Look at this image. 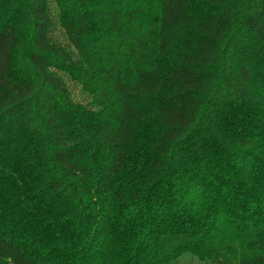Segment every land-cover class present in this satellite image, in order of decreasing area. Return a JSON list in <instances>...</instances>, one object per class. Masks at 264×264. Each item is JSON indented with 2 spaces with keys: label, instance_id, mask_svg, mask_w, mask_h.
I'll list each match as a JSON object with an SVG mask.
<instances>
[{
  "label": "trees",
  "instance_id": "16d2710c",
  "mask_svg": "<svg viewBox=\"0 0 264 264\" xmlns=\"http://www.w3.org/2000/svg\"><path fill=\"white\" fill-rule=\"evenodd\" d=\"M0 264H264V0H0Z\"/></svg>",
  "mask_w": 264,
  "mask_h": 264
}]
</instances>
